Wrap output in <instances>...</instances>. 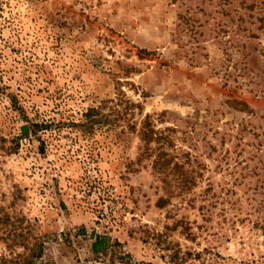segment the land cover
<instances>
[{
    "label": "rangeland",
    "instance_id": "obj_1",
    "mask_svg": "<svg viewBox=\"0 0 264 264\" xmlns=\"http://www.w3.org/2000/svg\"><path fill=\"white\" fill-rule=\"evenodd\" d=\"M36 241L264 264V0H0V264Z\"/></svg>",
    "mask_w": 264,
    "mask_h": 264
},
{
    "label": "trees",
    "instance_id": "obj_2",
    "mask_svg": "<svg viewBox=\"0 0 264 264\" xmlns=\"http://www.w3.org/2000/svg\"><path fill=\"white\" fill-rule=\"evenodd\" d=\"M94 110V112H97V109H91L90 112H92ZM90 115V114H89ZM87 115V116H89ZM148 123H146L143 128H144V137L145 138H149L150 136L152 137L153 133H150V129H148ZM148 129V130H147ZM26 131V128H25ZM106 249V238L104 236H97L95 238V241L92 243V251L94 253H101L104 252ZM31 253L30 256L26 259V263L25 264H36L38 260L41 259L42 254H43V244L41 242L36 241L33 245L32 248H30Z\"/></svg>",
    "mask_w": 264,
    "mask_h": 264
}]
</instances>
